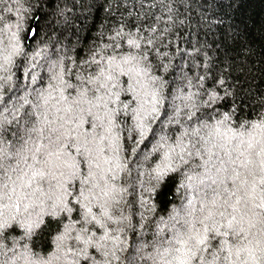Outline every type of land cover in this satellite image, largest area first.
Returning <instances> with one entry per match:
<instances>
[{"label":"trees","instance_id":"1","mask_svg":"<svg viewBox=\"0 0 264 264\" xmlns=\"http://www.w3.org/2000/svg\"><path fill=\"white\" fill-rule=\"evenodd\" d=\"M131 38L139 50L129 49ZM128 51L147 53L159 103L143 138L131 110L118 117L116 222L101 230L76 213L54 214L52 201L23 187L36 146L48 144L30 130L43 126V98L59 96L61 78L75 82L96 68L94 58ZM226 113L233 127L264 114V0H0V264H85L74 239L81 227L96 232L88 264H154L157 242L211 198L223 155L200 140L199 155L173 158L158 181L165 154L186 129Z\"/></svg>","mask_w":264,"mask_h":264},{"label":"snow or ice","instance_id":"2","mask_svg":"<svg viewBox=\"0 0 264 264\" xmlns=\"http://www.w3.org/2000/svg\"><path fill=\"white\" fill-rule=\"evenodd\" d=\"M127 43L129 49L141 48L135 38ZM4 59L10 61L8 56ZM147 59V53L139 51L115 53L106 60L94 58L92 72L77 76L75 82L61 78L55 89L59 96L49 93L43 98V126L30 131H39L48 144L36 146L23 187L52 201L54 214L76 213L83 224L101 230L109 221L116 222L111 207L118 203L115 181L122 170L118 117L122 110H131L143 138L146 120L159 103L157 93L149 91ZM231 119L226 113L214 126L186 129L165 154L168 162L157 172L158 181L174 170L173 158L184 161L186 154L199 155L200 140L205 145L212 142L223 153L216 156L219 166L213 164L217 178L212 180L211 198L206 196L199 209H194L198 215L190 213V220L181 217L171 235L157 242L154 264H264V114L245 118L235 127L226 124ZM202 128L208 129L207 139ZM186 136L200 139L190 141L189 148L184 143ZM89 231L81 227L74 237L84 245L77 255H83L85 264L88 248L98 247L93 239L96 232L89 235ZM106 237L105 230L100 240ZM111 255L115 257V252Z\"/></svg>","mask_w":264,"mask_h":264}]
</instances>
